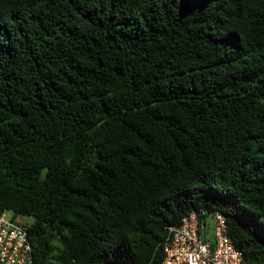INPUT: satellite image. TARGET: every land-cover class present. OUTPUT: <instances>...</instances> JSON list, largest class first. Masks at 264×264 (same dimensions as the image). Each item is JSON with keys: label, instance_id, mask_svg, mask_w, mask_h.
Segmentation results:
<instances>
[{"label": "trees", "instance_id": "obj_1", "mask_svg": "<svg viewBox=\"0 0 264 264\" xmlns=\"http://www.w3.org/2000/svg\"><path fill=\"white\" fill-rule=\"evenodd\" d=\"M33 264H160L219 212L264 264V0H0V214Z\"/></svg>", "mask_w": 264, "mask_h": 264}, {"label": "built area", "instance_id": "obj_2", "mask_svg": "<svg viewBox=\"0 0 264 264\" xmlns=\"http://www.w3.org/2000/svg\"><path fill=\"white\" fill-rule=\"evenodd\" d=\"M161 251L160 264H243L244 258L219 212L202 225L195 212L183 216L177 226L167 228ZM0 264H33L27 229L10 212L0 214Z\"/></svg>", "mask_w": 264, "mask_h": 264}, {"label": "rangeland", "instance_id": "obj_3", "mask_svg": "<svg viewBox=\"0 0 264 264\" xmlns=\"http://www.w3.org/2000/svg\"><path fill=\"white\" fill-rule=\"evenodd\" d=\"M8 216H9V214H8ZM212 233V231L209 229V232H208V234L210 235Z\"/></svg>", "mask_w": 264, "mask_h": 264}]
</instances>
